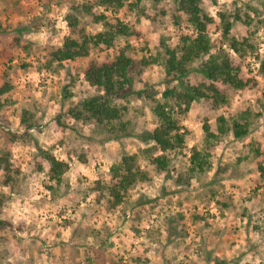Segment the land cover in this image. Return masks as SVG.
<instances>
[{
    "label": "rangeland",
    "instance_id": "1",
    "mask_svg": "<svg viewBox=\"0 0 264 264\" xmlns=\"http://www.w3.org/2000/svg\"><path fill=\"white\" fill-rule=\"evenodd\" d=\"M69 1L0 0V20L10 25L7 32L0 34V84L9 67L12 69L8 78L13 84L12 91L1 96L7 102L0 111V144L5 130L23 131L19 118L25 109L34 112L37 125L29 130V141L18 140L12 147L13 162L21 174L15 192L2 187L8 197L0 206V217L11 226L0 231V264H215L216 258L224 264H245L263 259L264 179L260 178L256 162L259 160L264 166V111L258 107V100L264 96V77L258 73L257 63L250 57L242 66V76L253 77L256 85L232 92L230 104L210 116L215 126L218 115L227 116L251 107L260 115L252 117L247 134L240 139L231 134L224 136L211 155V169L192 179L189 185H176L175 172L187 163L189 148L201 144L199 116L209 111L208 102H193L191 111L181 121L190 132L186 147L174 154L168 173L153 175L151 170L152 181L140 183L122 204L109 212L95 202L94 194L85 197L79 179L97 178L121 152L130 154L146 146L136 134L153 127L148 104L133 94L129 96L128 117L135 115L132 136L107 141L106 134L92 124L72 119L63 120L67 125L64 128L57 125L54 115L62 106V87L67 76L75 78L74 101L90 96L96 92L83 77L89 59L101 61L128 43L138 50L143 48L136 55L138 62L142 54L158 45L160 35L173 47L180 34L192 30L185 23L180 26L164 23L155 28L144 17H125L121 9L115 16L133 24L140 36L119 38L116 47L92 52L89 58L75 59L57 72L38 69L48 38L52 36L50 43L59 46L68 34L64 16ZM233 1L241 4L245 0H217L215 5L205 2L203 6L216 16L219 8ZM80 25L91 31L100 28L92 26L85 17H81ZM52 27L57 30L55 34ZM208 33L212 39L218 35L215 25L208 28ZM256 41L261 55L264 27L258 30ZM27 43L32 44L30 54L22 47ZM25 63L30 66L21 68ZM198 64L199 59L194 60L190 67L196 68ZM138 66L132 71L134 90L141 89L145 82L163 88L167 77L162 66L152 64L142 69ZM201 80V74L191 71L183 82L195 84ZM114 100L124 104L119 98ZM63 104L65 108L68 106ZM57 139H61L62 145L54 146L53 152L67 162L68 169L59 192L52 194L45 187L46 169L34 172V164H45L38 156L39 148L47 150ZM251 140L259 144L262 157L252 158L248 151ZM74 149L86 152L87 163L68 156ZM210 190L215 192L214 196H210ZM217 201L228 206L217 205ZM193 214L201 219L193 222Z\"/></svg>",
    "mask_w": 264,
    "mask_h": 264
},
{
    "label": "trees",
    "instance_id": "2",
    "mask_svg": "<svg viewBox=\"0 0 264 264\" xmlns=\"http://www.w3.org/2000/svg\"><path fill=\"white\" fill-rule=\"evenodd\" d=\"M205 2L207 5L217 4V0H70L64 16L68 34L59 46L50 43L52 36L43 46L45 56L38 69L57 72L75 59L89 58L92 52L116 47L119 38L140 36V31L133 24L115 16L121 9L125 11V17H144L155 28L164 23L174 26L185 23L187 28L192 30L191 33L180 34L173 47L160 35L158 45L147 51L148 55L142 54L138 62L136 55L143 51V48L138 50L128 43L117 47L110 57L106 56L101 61L89 59L83 77L96 92L90 96L79 97L74 101L72 87L75 86V78L71 74L67 76L62 95L63 103L68 106L65 108L62 103L54 115L57 125L64 128L67 125L63 120L72 119L76 123L92 124L98 131L106 134L107 141L118 140L135 135V115L128 117L131 112L129 96L133 94L148 104L147 111L153 127L149 131L136 134L146 146L130 154L121 152L107 171L97 178L79 179L84 187L85 197L94 194L95 202L103 205L109 212H113L122 204L130 191L140 183L151 182L153 175L168 173L174 154L181 153L186 147L187 135L190 132L181 121L191 111L193 102H208L209 111L199 116L202 121L201 144H193L189 148L187 163L175 172L176 185H189L192 179L208 172L212 167L211 155L216 144L229 134L235 139L242 138L249 130L252 117L260 115L253 112L251 107H246L234 114L218 115L215 126L210 121L212 114L230 104L232 92L256 85L253 77L242 76V66L246 59L251 57L250 59L257 63L258 73L264 77V53L260 55L256 41L258 30L264 27V0H245L241 4L233 1L230 5L224 4L219 8L216 16L210 15L203 6ZM107 11L111 14H107ZM81 17L87 18L92 26L97 28L99 25L100 28L91 31L81 26ZM8 25L0 20V34L10 29ZM211 25H215L218 30V35L213 39L208 33ZM52 32L55 34L57 30L52 27ZM15 41L17 46H20L19 38ZM31 46L32 44L27 43L22 47L30 54ZM197 59L198 66L191 68V63ZM152 64H158L165 70L167 78L162 83L163 88L145 82L141 89L134 90L132 71L138 65L142 69ZM29 66L30 63H25L20 67ZM11 69L12 67H9L1 76L0 111L7 102L1 96L13 89V84L8 78ZM191 71L201 74L203 80L195 84L184 83L183 79ZM173 81L176 83L170 84ZM115 98L123 100L124 104L115 102ZM258 107L260 111H264V96L258 100ZM145 113L143 110V115ZM19 125L22 132H11L7 129L1 138L0 206L8 197L2 187H7L13 192L18 188L21 170L13 162L12 147L18 140L29 141V130L37 127L34 112L25 109L20 115ZM58 144L62 145L61 139L55 140L47 150L39 148L38 156L45 164H34V172L46 169L48 182L45 187L52 194L59 192L68 169L67 162L57 158L53 152L54 146ZM248 151L253 159L263 156L255 140L249 142ZM68 156L77 158L81 163L88 161L86 152L82 150H71ZM143 162H146L145 165ZM256 168L263 180L264 166L261 161L256 162ZM214 193L210 190V196H214ZM261 197L264 199V194L261 193ZM216 203L228 206L226 202ZM197 219L201 218L198 214H193V222ZM8 226H11V223L0 217V231ZM17 229L22 228L17 226ZM134 231L138 233V230ZM215 264L224 262L216 258ZM245 264H264V258L257 263Z\"/></svg>",
    "mask_w": 264,
    "mask_h": 264
}]
</instances>
